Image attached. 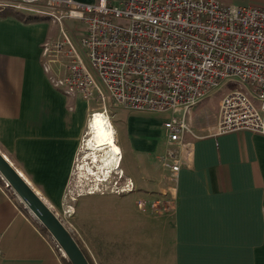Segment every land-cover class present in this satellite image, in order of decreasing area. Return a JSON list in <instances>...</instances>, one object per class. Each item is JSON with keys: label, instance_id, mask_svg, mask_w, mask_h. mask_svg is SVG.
Masks as SVG:
<instances>
[{"label": "crops", "instance_id": "crops-1", "mask_svg": "<svg viewBox=\"0 0 264 264\" xmlns=\"http://www.w3.org/2000/svg\"><path fill=\"white\" fill-rule=\"evenodd\" d=\"M219 1L264 7V0ZM57 33L50 19L0 15V153L51 209L73 179L94 109L50 79L60 73L43 45ZM151 114L121 113L112 128L116 165L110 174L129 176L135 189L149 191L135 192L142 196L136 204L116 212L103 210L105 192L85 194L96 198L83 204L82 222L94 225L91 215L100 212L99 233L83 238L93 263L264 264V136L218 133L215 122L191 127V151L170 187L160 161L163 119L151 123ZM63 258L0 181V264H64Z\"/></svg>", "mask_w": 264, "mask_h": 264}, {"label": "built area", "instance_id": "built-area-1", "mask_svg": "<svg viewBox=\"0 0 264 264\" xmlns=\"http://www.w3.org/2000/svg\"><path fill=\"white\" fill-rule=\"evenodd\" d=\"M0 6L57 24L58 38L43 45V54L60 70L50 76L52 83L65 95L94 100L109 126L110 105L167 114L160 161L170 187L191 151L188 114L213 91L228 87L218 105L216 132L264 136L263 6L219 0H0ZM64 19L82 24L77 40L64 30ZM0 181L40 223L1 174ZM50 241L66 257L52 236Z\"/></svg>", "mask_w": 264, "mask_h": 264}, {"label": "rangeland", "instance_id": "rangeland-1", "mask_svg": "<svg viewBox=\"0 0 264 264\" xmlns=\"http://www.w3.org/2000/svg\"><path fill=\"white\" fill-rule=\"evenodd\" d=\"M57 10L60 11V8L58 7ZM0 12L13 14L14 16H17L18 18H21V19H26V18L47 19V20L50 19L47 16L37 14L34 12H30L28 10L16 8L14 6H8V7L0 6ZM81 27H82V24L76 21H70V20H65V19L63 20L64 30H66L67 34L74 40H77L80 37ZM57 29H58V26H57ZM58 36H59V30H58L57 37L55 38V40L58 38ZM51 41H54V40H51ZM56 73H60V70H57ZM227 88H228L227 86H224V87H221L213 91L210 95H208L206 98L200 101L197 105L192 107V109L190 110V113L188 114L189 115L188 118H190L188 119V121L191 127L200 129V126H202V128L208 129L214 124V122L216 124L218 105H219V102L223 94L227 91ZM89 104L94 106L93 107L94 111L100 110L99 105L96 102H94V100H91ZM192 112L194 113L193 114L194 117L191 118ZM108 113L110 115L112 124L114 125L116 121L121 122V118H122L121 113L127 114L129 113V111L113 106V105H110V107L108 108ZM151 115L152 116L150 117L153 119L151 120V123L160 122L161 119L167 116L166 113L164 114L155 113ZM90 138H91L90 130L88 128L87 131L84 132L83 143H81L82 145L81 150L78 153V157L76 158L77 162L75 164V172H74L73 179L71 183L68 185V188L66 190L65 195L63 196L61 200L60 205L58 207H55L54 209L52 208V210L56 213L57 217L63 222V224L69 229L75 241L78 243V245L84 252L89 263L94 264L93 263L94 260H91V256H90L91 254L88 248L85 246L83 238L84 236H88V235L97 236V234L99 233L100 220L98 218L100 217L99 216L100 212L97 213L98 208H96L94 209V212L96 211L97 214L91 215V223L93 222L94 225L92 224L91 226H88L87 223L82 222V219L84 218L83 204L85 203L86 200L92 199V197L93 198L95 197V196H88L85 194H90V193L95 194L94 192H97V191L105 192L104 193L105 195L101 196L100 198V202H101V206H103V210L107 209V210H110L111 212H116V210L119 209L120 207L128 208L127 206L136 204V201L140 199V197L142 196L136 195L135 192H138V191L147 192L149 190L147 189L144 190L143 188L135 189V186L132 184V181L130 180L129 176L123 175L122 177H119L118 175L115 174L111 177L110 174L115 172L114 170L115 166L114 167L112 166V168L109 170L110 171L109 176L107 175L108 173L106 175H103L102 174L103 169L101 170L100 168L101 164L94 163V157L92 153L88 151L87 144ZM103 155L102 156L99 155V156L103 157ZM91 172L94 173L96 177L90 176L89 173ZM106 176H108L109 181H107L106 183L97 182V179H101V180L107 179ZM114 180L116 182H114ZM128 187H131V191L121 192V193L118 192V189L120 188L129 189ZM116 192H118L119 194H114ZM121 201H123V204H121ZM98 202L92 201L91 205H93L94 207H99ZM153 204L154 203L151 204V207L153 206ZM88 205H89V202H88ZM155 206H157V204H155ZM85 217L86 219L89 218L88 212ZM38 225L42 227L43 231L47 234L49 239H51V236L46 230V228H44L40 223H38ZM63 260L68 261L67 259H64V258Z\"/></svg>", "mask_w": 264, "mask_h": 264}, {"label": "water", "instance_id": "water-1", "mask_svg": "<svg viewBox=\"0 0 264 264\" xmlns=\"http://www.w3.org/2000/svg\"><path fill=\"white\" fill-rule=\"evenodd\" d=\"M0 174L9 182L24 204L37 217L40 224L54 238L65 253L67 260L71 264H90L69 229L40 196L31 189L1 153Z\"/></svg>", "mask_w": 264, "mask_h": 264}, {"label": "bare ground", "instance_id": "bare-ground-1", "mask_svg": "<svg viewBox=\"0 0 264 264\" xmlns=\"http://www.w3.org/2000/svg\"><path fill=\"white\" fill-rule=\"evenodd\" d=\"M88 128L90 130V137H91L88 144H87L88 151L92 153V155L94 157V163L101 164L100 168H101V170L103 169L102 174L106 175L108 173L107 175L109 176V174H110L109 170L112 168V166L114 167L116 165V158L114 156V154H116V153L113 150L114 148L111 147V145L113 143V136H112L113 135V129H112L113 126H109V121L107 120V118L104 114L95 113L93 115H90ZM103 153H104V155H103ZM99 155H101V156L103 155V157H100ZM91 161H93V160H91ZM92 172L89 173V175L95 176V174ZM97 176H98V174H97ZM108 176H106L107 179H105V180L97 179V182H99V183L100 182H102V183L107 182ZM122 191L127 192V191H130V189L122 190ZM100 192H102V191H100ZM116 193H118V192H116ZM71 212H73V211H71Z\"/></svg>", "mask_w": 264, "mask_h": 264}, {"label": "trees", "instance_id": "trees-1", "mask_svg": "<svg viewBox=\"0 0 264 264\" xmlns=\"http://www.w3.org/2000/svg\"><path fill=\"white\" fill-rule=\"evenodd\" d=\"M0 15L4 16V15H6V13L5 12H0ZM64 264H71V263L69 261H64Z\"/></svg>", "mask_w": 264, "mask_h": 264}, {"label": "clouds", "instance_id": "clouds-1", "mask_svg": "<svg viewBox=\"0 0 264 264\" xmlns=\"http://www.w3.org/2000/svg\"><path fill=\"white\" fill-rule=\"evenodd\" d=\"M121 177V176H120Z\"/></svg>", "mask_w": 264, "mask_h": 264}]
</instances>
